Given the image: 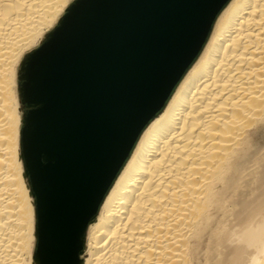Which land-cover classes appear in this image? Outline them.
<instances>
[{"label":"bare ground","instance_id":"obj_1","mask_svg":"<svg viewBox=\"0 0 264 264\" xmlns=\"http://www.w3.org/2000/svg\"><path fill=\"white\" fill-rule=\"evenodd\" d=\"M77 1L0 0V264H264V0H222L80 238L38 234L21 80Z\"/></svg>","mask_w":264,"mask_h":264},{"label":"water","instance_id":"obj_2","mask_svg":"<svg viewBox=\"0 0 264 264\" xmlns=\"http://www.w3.org/2000/svg\"><path fill=\"white\" fill-rule=\"evenodd\" d=\"M221 2H76L24 71L20 89L28 109L22 155L38 234L49 238L76 226L80 238L105 169L111 181L118 157L168 96Z\"/></svg>","mask_w":264,"mask_h":264},{"label":"rangeland","instance_id":"obj_3","mask_svg":"<svg viewBox=\"0 0 264 264\" xmlns=\"http://www.w3.org/2000/svg\"><path fill=\"white\" fill-rule=\"evenodd\" d=\"M75 4H76V3L72 4V7H71V11H70V12H72L73 9L75 8ZM70 12H68V13L70 14ZM68 13L65 14V17H64V19H63L64 21H65V18L67 17V15H68ZM58 27H59V26H58ZM58 27H56V28L53 30V33L58 29ZM50 32H51V31H50ZM48 42H49V41H47V42L45 43V45L41 46V48H38V50L41 51L42 49H44V48L47 46ZM38 50H37V51H38ZM39 51H38V52H39ZM38 52H36L35 57L37 56ZM21 82H22V83H21L20 88H21L22 85H23L24 79H23V81L21 80ZM24 106H25V105L22 106V108H23V114H22V116H25V114L27 113V110H28L27 107H26V106L24 107ZM22 126H23V125H21V128H22ZM23 163H24V162H23ZM51 241H52V240H51ZM52 243L54 244V242H50V243H49V240L45 241V244H47V245L52 244ZM68 258H69V256H68ZM68 258H66V260H68ZM65 262H66V261H65Z\"/></svg>","mask_w":264,"mask_h":264}]
</instances>
